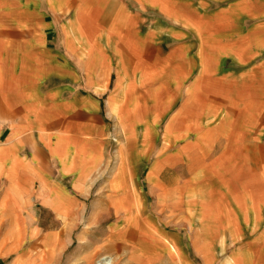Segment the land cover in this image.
I'll list each match as a JSON object with an SVG mask.
<instances>
[{"label": "crops", "instance_id": "1", "mask_svg": "<svg viewBox=\"0 0 264 264\" xmlns=\"http://www.w3.org/2000/svg\"><path fill=\"white\" fill-rule=\"evenodd\" d=\"M0 250L264 264V0H0Z\"/></svg>", "mask_w": 264, "mask_h": 264}, {"label": "rangeland", "instance_id": "2", "mask_svg": "<svg viewBox=\"0 0 264 264\" xmlns=\"http://www.w3.org/2000/svg\"><path fill=\"white\" fill-rule=\"evenodd\" d=\"M113 139H115V140H117V138L116 137H114ZM1 251V250H0ZM220 252L225 256L226 255V247H223L221 250H220ZM1 255V254H0ZM103 256H105V257H103ZM103 257V258H102ZM107 259V262L108 263H106V262H104V260L103 261H99L100 259ZM10 258H7V257H4V260H2V258H1V256H0V264H8V260H9ZM106 261V260H105ZM95 264H112V257L110 256V255H107V254H105V255H100L99 257H97V259L95 260Z\"/></svg>", "mask_w": 264, "mask_h": 264}, {"label": "built area", "instance_id": "3", "mask_svg": "<svg viewBox=\"0 0 264 264\" xmlns=\"http://www.w3.org/2000/svg\"><path fill=\"white\" fill-rule=\"evenodd\" d=\"M103 257H105V256H103ZM103 257H102V258H103ZM102 258H101L99 261H103V260H104V262L108 263L106 258H105V259H102ZM105 260H106V261H105Z\"/></svg>", "mask_w": 264, "mask_h": 264}]
</instances>
